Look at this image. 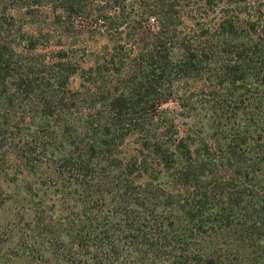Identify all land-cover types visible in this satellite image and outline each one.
<instances>
[{
    "label": "trees",
    "instance_id": "obj_1",
    "mask_svg": "<svg viewBox=\"0 0 264 264\" xmlns=\"http://www.w3.org/2000/svg\"><path fill=\"white\" fill-rule=\"evenodd\" d=\"M0 264H264V0H0Z\"/></svg>",
    "mask_w": 264,
    "mask_h": 264
},
{
    "label": "rangeland",
    "instance_id": "obj_2",
    "mask_svg": "<svg viewBox=\"0 0 264 264\" xmlns=\"http://www.w3.org/2000/svg\"><path fill=\"white\" fill-rule=\"evenodd\" d=\"M79 82H80L79 79H78V78H75V79L73 80L72 86H73L74 88H77Z\"/></svg>",
    "mask_w": 264,
    "mask_h": 264
}]
</instances>
